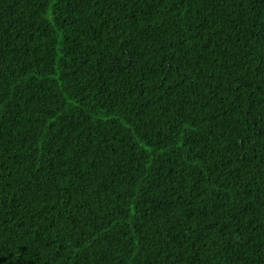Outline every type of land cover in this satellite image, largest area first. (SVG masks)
<instances>
[{"label":"trees","instance_id":"trees-1","mask_svg":"<svg viewBox=\"0 0 264 264\" xmlns=\"http://www.w3.org/2000/svg\"><path fill=\"white\" fill-rule=\"evenodd\" d=\"M0 264H264V0H0Z\"/></svg>","mask_w":264,"mask_h":264}]
</instances>
